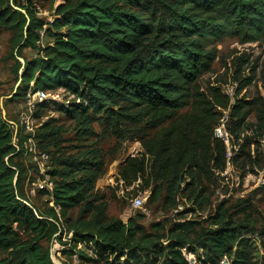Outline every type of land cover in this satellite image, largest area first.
Here are the masks:
<instances>
[{"label": "trees", "instance_id": "16d2710c", "mask_svg": "<svg viewBox=\"0 0 264 264\" xmlns=\"http://www.w3.org/2000/svg\"><path fill=\"white\" fill-rule=\"evenodd\" d=\"M33 2L0 0V27L14 32L12 53L20 81L15 96L29 90L64 91L71 97L67 104L43 99L36 102L34 116L59 110L85 132L80 137L92 135L90 113L104 117L115 130L146 121H156L151 126L156 128L192 104L194 120L206 123L215 102L206 100L199 107L191 100L216 58L212 41L230 34L264 42V0H62L50 22L38 16ZM40 31L49 39L43 45ZM25 48L39 55L28 59ZM247 103L235 97L227 106L237 124H228L230 138L243 147L241 157L249 143L239 133ZM262 113L264 118V102ZM201 120L194 134L175 129L146 134L142 141L151 162L145 154L130 157L120 169L122 179L145 181L151 202L165 192V202L173 208L181 196L207 206L205 179L214 158L217 168H225L227 149L221 138L212 148ZM53 122L42 124L35 137L49 153L50 141L60 131ZM16 128L0 112V250L7 252L0 264H55L54 240L69 245L68 254L83 264H220L223 258L229 264H258L259 220L248 200L220 202L206 223H156L155 234L143 231L133 217L128 222L109 218L108 204L95 189L104 171L97 146H75L55 155L48 170L52 188L39 191L50 200L36 205L24 192L25 171L17 160L27 151L31 134H23L18 123ZM73 210H78L74 219ZM66 230L72 234L64 241ZM185 251L197 254L196 260L190 261Z\"/></svg>", "mask_w": 264, "mask_h": 264}, {"label": "rangeland", "instance_id": "374dc122", "mask_svg": "<svg viewBox=\"0 0 264 264\" xmlns=\"http://www.w3.org/2000/svg\"><path fill=\"white\" fill-rule=\"evenodd\" d=\"M33 1L37 6L38 16L47 22L53 20L55 8L62 2V0ZM13 34V31L0 27V112L6 120L14 123L15 129L18 123L23 134H31L26 144L27 151L17 158L25 171L23 189L31 202L43 206L47 200H50L48 195H41L39 191L43 187L51 189L48 170L53 165L55 155L59 156L75 146H97L100 148L104 161V171L98 177L95 189L108 204L109 218L128 222L129 218L133 217L143 231L155 234L154 225L156 223L169 224L182 219L199 220L206 223L220 202L228 200L230 204H237L248 200L259 220L256 233L259 237V250L256 260L258 264H264V235H260V232L264 231V118H261L264 102L263 41H248L230 34L212 41L210 48H214L216 58L211 70L203 74L198 81L196 94L191 100V102L196 100L195 104L199 107H204L207 104L206 100L215 102L217 107L211 117L206 119V123L200 117L194 120L197 110L192 104L179 110L175 117L156 128L151 127L156 121H146L124 123L121 128L115 130L104 117L99 118L94 113H90L88 134L92 135L80 137L78 134H85V132L80 133L81 130L76 122L68 119L59 110L50 109L41 117L34 116L36 102L43 99L48 98L60 104H67L71 97L64 91L33 93L29 90L23 96H15L20 81L16 73V60L12 53ZM40 38V45L49 41L44 36V31H40ZM23 55L32 59L37 57L39 52L25 48ZM20 61L24 59L20 57ZM199 93H201L200 96ZM235 97L248 101L245 124L239 132L249 138L246 147L247 155L244 157L239 156L243 154L240 151L243 147L237 141H231L228 128L229 123L232 127L237 126L231 122L230 110L227 107L229 101L230 104L234 103ZM199 120L205 123L212 148H215L216 138H221L227 149L225 168L223 170L217 168V161L214 158L205 179V186L210 197V203L207 206L200 208L193 200L181 196L178 198V206L173 208L166 204L165 192L161 198L151 202L149 200L151 190L145 187V181L139 179L129 183L122 179L119 174L120 169L130 157H142L145 154L146 160L151 162L142 141L143 138H148L146 134L152 135L158 130L164 134L171 129L183 131L184 134H194V126ZM47 121H54V124L60 126L56 138L50 141L52 142L49 147L50 153L35 138L41 125ZM15 142H18L17 138ZM136 196H144L145 203L142 208L133 209L131 216L127 218L126 212H130L131 201ZM50 205L54 203L50 201ZM70 215L74 219L78 215V210L71 211ZM71 234L72 232L66 230L62 240H68ZM20 235L23 238H29L24 231H20ZM68 248L69 245H63L59 240L51 243L54 256L62 264H83L76 255L68 254ZM185 255L193 262L197 257V254L186 251ZM5 256L7 252L0 250V258ZM220 264H229L228 259L223 258Z\"/></svg>", "mask_w": 264, "mask_h": 264}, {"label": "built area", "instance_id": "2783aa9c", "mask_svg": "<svg viewBox=\"0 0 264 264\" xmlns=\"http://www.w3.org/2000/svg\"><path fill=\"white\" fill-rule=\"evenodd\" d=\"M51 184V188H52V183ZM147 195V194H146ZM145 197L144 196H136L133 198V200L131 201V208L130 209V212H126V217H130L131 216V212L132 210H136V209H139V208H142L144 203H145Z\"/></svg>", "mask_w": 264, "mask_h": 264}, {"label": "water", "instance_id": "95a60500", "mask_svg": "<svg viewBox=\"0 0 264 264\" xmlns=\"http://www.w3.org/2000/svg\"><path fill=\"white\" fill-rule=\"evenodd\" d=\"M22 62H24V61H22ZM51 258L55 264H62L61 261L54 256L52 250H51Z\"/></svg>", "mask_w": 264, "mask_h": 264}]
</instances>
